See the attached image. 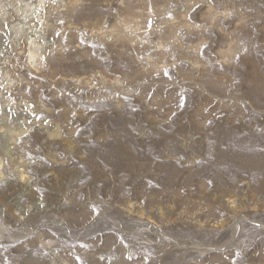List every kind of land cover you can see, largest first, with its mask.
Instances as JSON below:
<instances>
[{
	"label": "rangeland",
	"instance_id": "374dc122",
	"mask_svg": "<svg viewBox=\"0 0 264 264\" xmlns=\"http://www.w3.org/2000/svg\"><path fill=\"white\" fill-rule=\"evenodd\" d=\"M43 5L0 0V264H264V0Z\"/></svg>",
	"mask_w": 264,
	"mask_h": 264
},
{
	"label": "bare ground",
	"instance_id": "6f19581e",
	"mask_svg": "<svg viewBox=\"0 0 264 264\" xmlns=\"http://www.w3.org/2000/svg\"><path fill=\"white\" fill-rule=\"evenodd\" d=\"M7 1L9 3L13 4L14 7H16L18 9L23 8L24 15L23 14L22 15L25 16V20H26V18H30L32 16L31 21L34 22L33 25H40L42 20H44V25L49 26V24H50V20H49L50 19L49 18L50 11H48L47 9L43 10L45 8L43 5L45 0H36L34 3H28L26 0H7ZM70 2L72 3V0H70ZM4 9H6V8L0 6V13L5 16L7 13H6V10H4ZM29 13H31V15H29ZM16 27H18V30L22 29V27L20 25H18ZM36 39H37V36L32 37V40H36ZM30 59L34 60V62H39V60H40L39 50L31 49ZM8 160H10L9 157H8ZM2 163H3V161L0 160V164H2ZM20 166L22 167L24 165L22 164ZM24 173L25 172H21V177L23 179L25 178Z\"/></svg>",
	"mask_w": 264,
	"mask_h": 264
}]
</instances>
